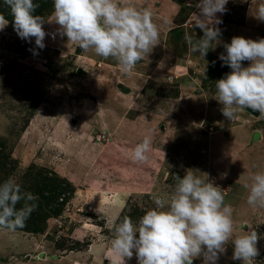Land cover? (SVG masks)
Masks as SVG:
<instances>
[{
    "label": "rangeland",
    "instance_id": "rangeland-1",
    "mask_svg": "<svg viewBox=\"0 0 264 264\" xmlns=\"http://www.w3.org/2000/svg\"><path fill=\"white\" fill-rule=\"evenodd\" d=\"M196 2L117 0L151 10L159 29L157 45L125 74L114 59L66 36L63 46L47 41L59 28L53 0H33L48 33L43 49L17 35L0 0L8 19L0 31V183L11 178L35 197L23 229L0 227V264H109L112 217L136 223L187 170L221 188L234 235L251 229L264 237V208L249 206L243 187L264 171V117L245 109L226 120L215 88L231 71L219 59L223 44L264 38V22L254 17L264 0H229L227 12L217 13L219 41L204 58L186 43L203 35L193 27ZM169 3L178 5L175 15L163 7ZM145 136L148 159L134 162L131 152ZM257 247L253 264H264V239ZM226 248L217 264H241L233 245ZM126 264H137L135 255Z\"/></svg>",
    "mask_w": 264,
    "mask_h": 264
},
{
    "label": "clouds",
    "instance_id": "clouds-1",
    "mask_svg": "<svg viewBox=\"0 0 264 264\" xmlns=\"http://www.w3.org/2000/svg\"><path fill=\"white\" fill-rule=\"evenodd\" d=\"M14 17L13 28L17 35L35 46L45 47L43 17L33 15L39 6L33 0H4ZM229 0H197L192 13L193 27L203 33L198 39L186 36V43L193 53L205 57L213 42H218L222 20L217 13L227 12ZM57 33L87 52L93 49L97 56L112 58L125 74H131L137 62L148 55L159 39V29L153 22L148 8L122 6L117 0H53ZM188 5L193 6L192 0ZM254 17L264 22V3ZM8 21L0 15V31ZM55 38V35H53ZM225 53L219 59L231 71L215 82L216 100L222 105V115L228 121L237 113L252 109L264 117V38L258 40L234 36L224 43ZM63 55V54H62ZM249 62L247 67L243 62ZM152 140L149 136L137 143L131 152L134 162L148 159ZM176 184L170 194L154 195L150 208L134 223L129 216L112 217L111 255L109 264H126L135 255L137 264H193L203 258V264H217L220 255L233 245V260L253 264L259 255L257 247L264 239L257 231L247 229L244 235L233 234L232 208L225 203V196L214 180L201 179L191 170L181 178L174 175ZM247 203L264 208V171L251 177ZM33 194L22 192L14 180L0 183V227L16 232L26 226L35 210L29 204ZM24 201L21 207H17Z\"/></svg>",
    "mask_w": 264,
    "mask_h": 264
},
{
    "label": "crops",
    "instance_id": "crops-1",
    "mask_svg": "<svg viewBox=\"0 0 264 264\" xmlns=\"http://www.w3.org/2000/svg\"><path fill=\"white\" fill-rule=\"evenodd\" d=\"M163 7H165V9H166V7L168 8V11H169V13H171V15H175L176 14V12L178 11V5L177 4H175V3H169V4H164L163 5ZM163 9V14L165 13V9L164 8H162ZM167 11V12H168ZM171 11V12H170ZM166 12V13H167ZM165 15V14H164ZM56 28V27H55ZM57 46V45H56ZM38 264H40V263H42V262H37Z\"/></svg>",
    "mask_w": 264,
    "mask_h": 264
},
{
    "label": "bare ground",
    "instance_id": "bare-ground-1",
    "mask_svg": "<svg viewBox=\"0 0 264 264\" xmlns=\"http://www.w3.org/2000/svg\"><path fill=\"white\" fill-rule=\"evenodd\" d=\"M55 19V18H54ZM52 32V31H51ZM50 32V33H51ZM57 33V31L55 30V33H54V35H55V38H47V41H53L55 44H57V45H61V46H63L64 44H62V42H64V41H61L60 39H63L62 37H60V36H58V34H56ZM51 37H53V35H51ZM57 38V40H59V42H56V41H54L55 39Z\"/></svg>",
    "mask_w": 264,
    "mask_h": 264
},
{
    "label": "water",
    "instance_id": "water-1",
    "mask_svg": "<svg viewBox=\"0 0 264 264\" xmlns=\"http://www.w3.org/2000/svg\"><path fill=\"white\" fill-rule=\"evenodd\" d=\"M250 111L252 112L253 110L250 109ZM253 112H254V114H257V111H253Z\"/></svg>",
    "mask_w": 264,
    "mask_h": 264
},
{
    "label": "trees",
    "instance_id": "trees-1",
    "mask_svg": "<svg viewBox=\"0 0 264 264\" xmlns=\"http://www.w3.org/2000/svg\"><path fill=\"white\" fill-rule=\"evenodd\" d=\"M0 15H3L1 12H0ZM4 16V15H3ZM4 18H5V16H4ZM7 19V18H6ZM8 20V19H7Z\"/></svg>",
    "mask_w": 264,
    "mask_h": 264
}]
</instances>
